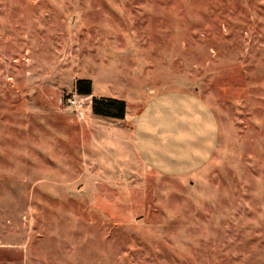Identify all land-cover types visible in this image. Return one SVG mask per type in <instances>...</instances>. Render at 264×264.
<instances>
[{"label":"rangeland","instance_id":"obj_1","mask_svg":"<svg viewBox=\"0 0 264 264\" xmlns=\"http://www.w3.org/2000/svg\"><path fill=\"white\" fill-rule=\"evenodd\" d=\"M80 78L195 95L213 151L151 167ZM0 264H264V0H0Z\"/></svg>","mask_w":264,"mask_h":264},{"label":"crops","instance_id":"obj_2","mask_svg":"<svg viewBox=\"0 0 264 264\" xmlns=\"http://www.w3.org/2000/svg\"><path fill=\"white\" fill-rule=\"evenodd\" d=\"M163 96L168 97L149 101L130 120L126 116L117 120L120 124L127 123L126 126L131 123V128H123L122 140L132 144L142 160L159 171L188 172L213 151L216 124L210 108L195 95L171 92Z\"/></svg>","mask_w":264,"mask_h":264},{"label":"trees","instance_id":"obj_3","mask_svg":"<svg viewBox=\"0 0 264 264\" xmlns=\"http://www.w3.org/2000/svg\"><path fill=\"white\" fill-rule=\"evenodd\" d=\"M76 91L80 95L92 94V81L90 79L80 78L75 84ZM91 109L95 115L123 120L127 112V103L123 99L114 97H92Z\"/></svg>","mask_w":264,"mask_h":264},{"label":"built area","instance_id":"obj_4","mask_svg":"<svg viewBox=\"0 0 264 264\" xmlns=\"http://www.w3.org/2000/svg\"><path fill=\"white\" fill-rule=\"evenodd\" d=\"M68 105L71 107H78V106H80V103L76 97H72L69 99Z\"/></svg>","mask_w":264,"mask_h":264}]
</instances>
